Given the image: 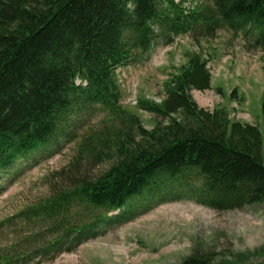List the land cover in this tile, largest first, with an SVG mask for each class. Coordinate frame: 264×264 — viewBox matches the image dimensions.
Segmentation results:
<instances>
[{"label": "trees", "instance_id": "obj_1", "mask_svg": "<svg viewBox=\"0 0 264 264\" xmlns=\"http://www.w3.org/2000/svg\"><path fill=\"white\" fill-rule=\"evenodd\" d=\"M225 28L264 53V0H0V173L74 135L80 158L112 162L94 179H66L18 214L25 230L8 219L15 228L0 264L72 252L106 234L123 219L109 214L133 203L189 197L223 211L264 201V93L261 124L200 107L192 91L212 88L211 71L201 52L186 51L161 102L137 98L139 109L162 118L152 129L121 103L119 67L149 60L158 41L209 39ZM98 107L105 116L80 131Z\"/></svg>", "mask_w": 264, "mask_h": 264}, {"label": "rangeland", "instance_id": "obj_2", "mask_svg": "<svg viewBox=\"0 0 264 264\" xmlns=\"http://www.w3.org/2000/svg\"><path fill=\"white\" fill-rule=\"evenodd\" d=\"M242 35L221 29L214 38L200 41L190 35L178 36L171 44L158 41L148 61L116 70L123 105L152 129L162 118L138 109L137 97L161 102L173 66L186 63V51H200L208 59L214 87L204 95L193 93L199 106L226 107L232 119L260 124L264 53L246 49ZM234 89L245 100L246 94L249 103L232 100ZM97 112L83 115L80 131L97 126L105 116L101 108ZM80 140L78 135L66 138L0 173V247L13 238L15 227L8 219L25 230L28 226L17 215L51 197L53 187L66 186V179H94L112 164L80 158ZM110 215L123 219L105 235L41 264H185L191 255L205 256L206 264H264V201L220 211L189 197H167L145 206L133 203Z\"/></svg>", "mask_w": 264, "mask_h": 264}, {"label": "crops", "instance_id": "obj_3", "mask_svg": "<svg viewBox=\"0 0 264 264\" xmlns=\"http://www.w3.org/2000/svg\"><path fill=\"white\" fill-rule=\"evenodd\" d=\"M219 73H220V71H219ZM218 75H219V74H218ZM212 86H213V84H212ZM205 92L207 93V92H209V91L207 90V91H205ZM201 95H204V92H201ZM199 101H202V102L204 103V99H203V98H200Z\"/></svg>", "mask_w": 264, "mask_h": 264}, {"label": "bare ground", "instance_id": "obj_4", "mask_svg": "<svg viewBox=\"0 0 264 264\" xmlns=\"http://www.w3.org/2000/svg\"><path fill=\"white\" fill-rule=\"evenodd\" d=\"M69 115V114H68Z\"/></svg>", "mask_w": 264, "mask_h": 264}]
</instances>
